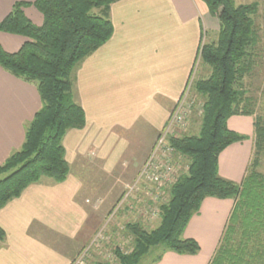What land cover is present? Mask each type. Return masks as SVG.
<instances>
[{"label": "crops", "instance_id": "0c3cea01", "mask_svg": "<svg viewBox=\"0 0 264 264\" xmlns=\"http://www.w3.org/2000/svg\"><path fill=\"white\" fill-rule=\"evenodd\" d=\"M34 1L0 0V24L16 3ZM24 11L33 24L43 25L35 7ZM110 20L113 36L74 75L75 101L85 111L86 126L64 138L69 176L61 184L43 178L0 210L6 234L0 242V264H71L91 244L103 213L110 210L84 197L82 177L71 166L98 152L106 160L110 155L102 150L125 142L124 134L135 129L153 130L156 137L165 128L199 59L206 25L215 18L201 0H121L111 6ZM26 41L0 32V45L9 54L19 52ZM41 108L37 85L0 66V166L22 148ZM228 128L247 140L220 154L218 171L221 178L240 184L253 157L255 119L235 116ZM233 207L232 200L205 199L184 234L199 244L200 252H167L155 264H210Z\"/></svg>", "mask_w": 264, "mask_h": 264}, {"label": "trees", "instance_id": "16d2710c", "mask_svg": "<svg viewBox=\"0 0 264 264\" xmlns=\"http://www.w3.org/2000/svg\"><path fill=\"white\" fill-rule=\"evenodd\" d=\"M121 0H35L16 3L0 24V32L27 41L9 54L0 45V66L13 76L37 85L42 108L28 126L22 148L0 166V210L19 198L42 178L64 183L70 173L63 144L70 130H83L86 116L74 98V75L79 66L114 33L111 6ZM219 21L215 42L201 44L199 57L210 68L207 79L197 82L203 97L200 133L172 137L171 147L189 160L187 172L168 191L159 207V226L147 231L128 224L134 237L129 254L115 251L119 264H140L152 249L161 250L152 264L167 252L196 255L199 244L185 239L192 217L207 198L232 200L234 207L210 264H264V120L255 117V147L247 174L240 184L220 177V154L247 140L232 132L228 121L254 116L245 81L254 71L259 33L254 17L257 5H236L234 0H201ZM33 6L42 14V26L25 15ZM6 234L0 227V242ZM106 264V263H105Z\"/></svg>", "mask_w": 264, "mask_h": 264}, {"label": "rangeland", "instance_id": "374dc122", "mask_svg": "<svg viewBox=\"0 0 264 264\" xmlns=\"http://www.w3.org/2000/svg\"><path fill=\"white\" fill-rule=\"evenodd\" d=\"M234 1L238 6H258V13L254 19L260 38L255 50L254 71L246 79L245 87L248 91V98L253 102L254 119L256 117L264 120V0ZM210 22L206 25L202 44H210L218 38L219 21L215 18ZM209 75L210 68L204 65L199 57L187 87L169 115L171 119L169 118L166 124V126L169 125L166 131V141L169 142L172 137L199 135L204 99L196 91L195 85L207 79ZM165 128L157 133L156 137V132L153 130L148 131L145 127L141 129L142 131L135 129L131 133L124 134L125 142L102 150L110 155L106 160H101L98 152L96 156L81 159L80 164L71 166L72 172L82 177L84 197L89 199L92 205L101 204L107 209L106 211L110 210L106 214L103 213V223L94 234L91 244L81 250L71 264H119L115 254L117 249L125 254L133 251L134 237L127 230L128 224L138 223L147 231H152L159 226L160 218L154 216L153 212L159 210L162 204L159 203L160 198L157 199V195L152 196L151 193L145 192L140 186L143 184L146 188H150L149 184L138 181L141 165L147 160L146 155L152 143L155 140L154 144H156L159 136L166 130ZM176 162L179 165L177 175L181 176L187 172L189 160L182 157L177 158ZM260 164V171L264 174V157ZM168 196L169 194L164 197V202L168 200ZM151 200H154V204L158 202V205L151 204ZM150 204L154 207L150 208L148 206ZM160 253L161 250L152 249L140 264H152Z\"/></svg>", "mask_w": 264, "mask_h": 264}, {"label": "built area", "instance_id": "2783aa9c", "mask_svg": "<svg viewBox=\"0 0 264 264\" xmlns=\"http://www.w3.org/2000/svg\"><path fill=\"white\" fill-rule=\"evenodd\" d=\"M184 115L186 116V114ZM168 127L169 125L166 126V130L163 131L159 136L150 155L143 164L142 169L139 172L140 175L138 181L140 183L145 182V184H149L150 188H146V186H143V184L140 187H142L145 192L151 193L152 196L157 195L156 198H160L159 203L162 204L164 203V197L168 195V191L177 182V179L180 176L177 175L179 171V165L177 164L176 160L177 158H182L171 147L170 143L166 141V131ZM132 189H134V187ZM151 201L152 202L150 203L154 204V200ZM151 204L148 205L150 208L154 207V205L157 206L158 202H156L154 205ZM153 215L159 216V210L155 213L153 212Z\"/></svg>", "mask_w": 264, "mask_h": 264}]
</instances>
